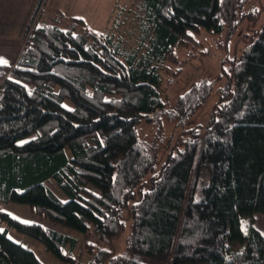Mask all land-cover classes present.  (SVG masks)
I'll list each match as a JSON object with an SVG mask.
<instances>
[{
  "label": "trees",
  "instance_id": "16d2710c",
  "mask_svg": "<svg viewBox=\"0 0 264 264\" xmlns=\"http://www.w3.org/2000/svg\"><path fill=\"white\" fill-rule=\"evenodd\" d=\"M246 1L142 0L140 42L124 50L78 17L69 29L32 25L15 63L0 65V199L100 241L118 238L130 219L127 250L169 264H264V233L252 223L264 213V22L232 64L208 123L178 138L158 169L137 134L165 112L160 71L177 59L174 49L199 44L201 29L233 27ZM211 90L207 80L192 84L167 114L187 118ZM0 216L60 262L147 264L88 240L82 263L75 236ZM0 264L44 263L5 229Z\"/></svg>",
  "mask_w": 264,
  "mask_h": 264
},
{
  "label": "rangeland",
  "instance_id": "374dc122",
  "mask_svg": "<svg viewBox=\"0 0 264 264\" xmlns=\"http://www.w3.org/2000/svg\"><path fill=\"white\" fill-rule=\"evenodd\" d=\"M251 11L256 13V19L249 18V12L254 13ZM236 13L232 20L233 27L230 20L220 33H210L204 29L193 33L195 40L200 43H194L187 48L176 47L174 54L177 59L164 62V68L160 71L159 94L165 102V112H161L162 115L156 120L143 121L137 127L138 137L148 148L155 169L165 161L178 138H184L188 130L208 123L213 107L219 100L220 88L231 73L232 64L239 60L246 45L255 37V30L264 22V0H247L236 9ZM72 17L83 19L95 32L112 35L123 50L132 49L140 42L144 20L142 0H0V65L11 66L15 63L32 25L53 24L69 29L72 26ZM200 80L210 81L212 90L195 112L185 119L167 114L168 110L173 111L177 97ZM71 104L70 100L64 101L67 107ZM44 182L62 201L67 200V196L53 178ZM0 212H6L21 222L39 223L75 236L78 244L72 253L80 254L82 263L89 259V255L81 248L84 241L88 240L115 253L138 258L147 264H169L127 250L132 225L130 219L125 221L118 238L113 241H100L92 233H82L53 222L35 212L28 204L0 199ZM253 218V225L264 233V213H256ZM5 229L11 240L33 249L44 264H70L55 259L35 238L8 228L0 216V230ZM63 251L68 253L69 247Z\"/></svg>",
  "mask_w": 264,
  "mask_h": 264
}]
</instances>
